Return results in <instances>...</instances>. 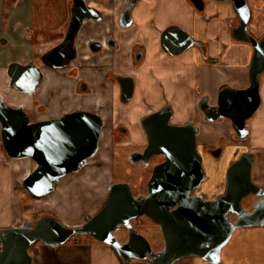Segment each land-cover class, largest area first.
<instances>
[{
  "label": "water",
  "instance_id": "water-1",
  "mask_svg": "<svg viewBox=\"0 0 264 264\" xmlns=\"http://www.w3.org/2000/svg\"><path fill=\"white\" fill-rule=\"evenodd\" d=\"M77 17L73 30L77 32L85 18L93 17V9L85 0H74ZM232 2L238 23L231 27L234 40L249 44L254 49L250 64V87L233 90L224 87L216 106L203 97L198 108L206 120L216 123L230 120L240 140L250 135L247 121L261 105L260 85L264 77V38L256 40L248 31L250 9L246 0H216ZM198 12H204V0H190ZM138 0H132L127 26L132 22V9ZM95 12V11H94ZM75 35L68 36L69 54ZM67 46L68 43L66 42ZM69 48V47H68ZM191 48L203 51L199 42L178 26L164 32L163 51L171 58L179 57ZM52 51L42 57L60 59ZM58 57V58H56ZM207 61L215 62L210 57ZM66 65V64H65ZM64 65V66H65ZM61 65L54 67H64ZM10 88L33 95L43 79L35 63H11L7 70ZM171 111L155 114L148 120L158 124L159 130L149 133V151L165 154L166 161L156 167L149 183V196L134 197L130 184L115 183L110 187V198L105 207L87 223L70 227L53 214H44L34 221L0 231V264H34L30 249L38 242L56 248L75 236H92L112 246L124 264L146 261L147 264H175L191 257L210 264H220L222 250L240 229L264 227V188L253 180L256 157L244 153L231 163L225 180V192L217 200H203L189 195L206 180L202 156L198 151V127L188 122L184 127L169 125ZM23 107H12L0 95L1 139L10 159H31L34 170L21 185L30 196L45 198L56 191L62 179L85 168L99 151L104 130L103 119L91 112L76 111L60 119L29 123ZM220 159L223 148L212 152ZM258 202L248 209L250 199ZM176 207L175 210H173ZM146 216L161 230L164 250L155 253L146 238L132 228L131 221ZM235 220V222H233ZM129 229L130 238L125 244L115 237L119 228Z\"/></svg>",
  "mask_w": 264,
  "mask_h": 264
},
{
  "label": "crops",
  "instance_id": "crops-1",
  "mask_svg": "<svg viewBox=\"0 0 264 264\" xmlns=\"http://www.w3.org/2000/svg\"><path fill=\"white\" fill-rule=\"evenodd\" d=\"M155 1V5L153 3L147 5L146 2L137 9L136 22L141 30L148 33L149 20L156 19L158 23L156 32H162L170 25L178 26L199 42L203 49L200 51L198 48H191L183 56L174 59L168 57L164 51L158 50V58L154 57V51L150 54L151 61H156L159 78L165 85L169 82H174L176 85L170 100L176 110L177 121L194 120L200 128L197 139L199 146L214 148L222 144L224 147L218 164L213 157L206 158L209 176L203 186V192L208 198H212L224 191L230 164L237 161L244 153L255 155L253 180L264 188V77L260 85L261 105L256 114L247 121L250 135L246 139L238 138L230 120L208 122L204 120L205 116L198 108L203 97L210 98V104L216 106L224 87L233 90H246L250 87L249 69L254 49L249 44L234 40L232 37L231 27L234 26L232 21L236 20L238 23L232 2L219 3L216 0H204L205 10L198 12L190 0ZM246 2L250 9L249 34L256 40H262L264 38V0H246ZM57 3L59 2L53 0H20L16 7L10 10L9 28L15 27V23L18 25L20 22L18 15L24 12L25 25L35 31L31 42V48L34 50V47L40 46L38 40L51 38L65 16V14L58 16L49 13L51 8H56ZM26 26L22 34L29 38ZM132 31L137 33L139 30L135 28ZM5 33L1 35V39H6L8 48L21 50L24 44L15 39L10 31ZM137 35L133 36L134 41ZM5 48L0 45V55L5 53ZM16 53L15 51L8 53L10 62L22 60ZM206 57L216 61H207ZM20 102L21 104L15 105H22V100ZM3 150L0 134V231L27 221L28 218L24 212L26 202L20 195V186L32 168L31 162H25L21 166L13 163L16 159L7 157ZM29 197L32 196L29 195ZM35 199L43 200V198ZM250 206L251 204L248 207ZM32 210L35 215L34 206ZM38 210L40 211V208ZM38 210L37 213H39ZM30 254L34 264H124L112 246L99 241L80 245L65 244L56 248L39 243L30 249ZM175 264L210 263L193 257L180 260ZM220 264H264V227L236 231L229 244L222 250Z\"/></svg>",
  "mask_w": 264,
  "mask_h": 264
},
{
  "label": "flooded vegetation",
  "instance_id": "flooded-vegetation-1",
  "mask_svg": "<svg viewBox=\"0 0 264 264\" xmlns=\"http://www.w3.org/2000/svg\"><path fill=\"white\" fill-rule=\"evenodd\" d=\"M85 1L86 5L95 11H93L94 16L85 18L81 22V26L77 32L72 31L74 29V19L77 17V14L74 12L76 3L74 0H65V5L68 7L66 16H64L56 32L52 33L50 39L45 40L43 38L40 40L44 41L41 45L47 46V48L40 56L36 58L33 57L31 61L35 63L43 73V79L37 87L36 92L33 95H29L12 89L13 92H17L20 95L35 96L40 86L50 80V86L56 88H52V91L47 93V100L55 103L57 98L62 97L65 98L64 100L67 99L66 102L68 103L77 102L79 109L66 110L58 117L34 120L28 112L29 110H26L23 105L5 102L12 107H23L29 115L30 124L60 119L63 115L76 111H87L99 115L103 119V122L105 121L104 128L106 125L110 131L111 127L113 142V148L111 149L112 162H114V159L117 161L122 159V161L130 166L127 171L131 173V175H133V172L136 170L141 173L139 181L142 185H140L142 189L140 188L138 196L134 197H146L149 196V183L154 176L156 167L166 161L165 154L149 151L151 144L148 134L160 128L158 124H153V122L148 119L162 112H165L166 116L167 112L171 111L172 114L169 125L184 127L186 123L190 122L192 125L198 127L194 120L177 121V113L170 100L172 90L176 85L174 82H169L165 85L156 71V61H151L150 54L152 51H154L155 58H158L159 52L163 51L162 40L164 32L175 25H170L159 33L155 31L158 27L156 19L149 20L148 33L141 30V27L137 25V9L146 2L147 5H151L152 3L155 5V0H138V3L132 9V22L129 26H127L126 14L132 0ZM19 2L20 0L13 2L12 8L16 7ZM235 23L236 20L232 21L233 25H235ZM135 28L139 30L137 33L132 31ZM26 29L27 35L32 38L34 30L30 29L29 26H26ZM136 34L138 35L134 41L133 36ZM71 35L75 36L71 46L73 54L70 56V45L67 38ZM57 49L58 52L55 53L62 55L60 59H50L45 56L44 62L42 61L44 55L50 54ZM185 53L180 56H183ZM58 65L65 66L54 67ZM60 81L62 83V92H59L60 88H57ZM36 103L38 104V102ZM36 103L33 102L35 107H37ZM84 105L90 106L91 109L86 108ZM205 119L206 117L204 120ZM198 129L200 134V128L198 127ZM119 135L123 139H117ZM137 135H139V139L136 142H132V140L137 139ZM124 138H130L129 143L125 142L126 139ZM114 146L118 147L119 151L115 152ZM221 148L224 150L222 144L214 148L198 145V151L202 156V165L206 172V180H204L200 188L189 195L190 197L200 196L203 200H217L218 196L224 194L226 186L224 191L219 192L212 198H208L202 190L203 186L208 181L206 158L213 157L212 152ZM99 152L100 147L96 156H98ZM106 158L110 173V170L113 171V167L115 166L111 165L110 169V150L107 151ZM215 160V162L219 161V159ZM86 167H88V165ZM85 168L72 174H79L83 172ZM110 187L109 184L105 205L110 198ZM257 202V199L251 198L249 204L245 207L252 209V206ZM250 204L251 206L248 207ZM175 209L176 207L173 210ZM142 219H146L147 222L154 224L157 227L156 230L162 233L160 228L146 216H141L138 219L132 220V228H134L133 222L141 221L142 223ZM233 222H235V220H233ZM141 223L139 224L140 227ZM134 229L136 230V228ZM114 235L122 244L127 243L130 238L129 229L125 226L119 228ZM161 235L160 239L164 243L163 234ZM164 246L165 245H163V247ZM133 264H147V262L139 261L133 262Z\"/></svg>",
  "mask_w": 264,
  "mask_h": 264
},
{
  "label": "rangeland",
  "instance_id": "rangeland-1",
  "mask_svg": "<svg viewBox=\"0 0 264 264\" xmlns=\"http://www.w3.org/2000/svg\"><path fill=\"white\" fill-rule=\"evenodd\" d=\"M16 1L17 0H0V45L5 48L3 43L6 44L5 53L0 55V58L2 59L0 61V95L3 97L4 101L11 102L12 104H21L20 101L22 100V105H25L24 108L26 110L29 109L28 112L31 114L34 120L46 119L49 117H58L66 110L79 109L77 102L68 103L66 102L67 99L64 100L65 98L62 97L57 98L55 100V103L47 100V93L49 91L51 92L52 88H56L50 86V80L46 81L40 86V89L37 91L35 96L20 95L17 92H13L10 88V79L7 75V70L9 65L14 62H10L11 59L9 58L8 53H12L14 51L17 52V56L22 58V60L20 62H15L21 64H28L32 61L33 57L36 58L40 56L47 48V46L41 45L44 41L38 40L40 46H36L34 47V50H32L31 42L33 41V39L30 37L28 38L26 35L24 36V34H22L23 29L26 26L23 21L25 17L23 14L24 12L22 10L21 12L23 13H20L18 15V21H20L18 25H16L15 23V27L9 28L11 19L10 10L12 9L13 2ZM53 1L59 3H57L55 9L51 8L49 13L58 16L65 14L66 16L68 7L65 5V0H61V2L59 0ZM6 31H10V33H13L15 39L20 40L24 44L21 50H17L11 47L10 49L8 48L9 44L6 39H1V35L6 34ZM34 35L35 31L33 33V36ZM57 88H60L59 92H62L61 81L59 82ZM33 102H38V104L36 103L37 107H35ZM85 107L91 109L90 106ZM118 137L119 138L117 139H123L120 135ZM138 139L139 135H137V139L132 140V142H136ZM129 141L130 138L125 140V142L127 143H129ZM112 148L113 142L111 135V127L109 131V128L105 125L100 141V152L98 156H95L89 161L88 167H86L83 172L79 174H72L69 177L67 176L63 178L54 193L43 198V200H38L33 197H29V194H27V192L21 185L20 195L24 198L26 202V207L24 210L26 217L28 218L26 220L32 221L36 217H40L41 215L53 214L62 219L70 227L83 225L87 220L92 219L105 205L107 199V188L109 184L111 186L115 183H128L132 187L133 195L137 197L138 192H140L141 188V183L139 181L141 173L136 170L135 172H133V175H131V173L127 171L130 166L127 165L126 162L122 161V159H119V161L114 159V162H112ZM108 150H110V169L111 165H115L113 167V171L111 170V174L109 173V164L106 163ZM114 151H119V148L114 146ZM4 154L6 155L5 151ZM220 160L221 158L219 159V161H217V164L218 162H220ZM25 162H31L32 172L36 167V163L31 159H16V161H13V163H16L20 166L24 165ZM216 169H218V167H216ZM33 206L36 209V213H34L35 215H33L32 213ZM39 208L40 211L38 210ZM37 210L39 213H37ZM140 223L141 221L133 222L134 228H136V230L146 238V240L150 243L155 252H160L161 250H163L164 243L160 239L162 233L156 230L157 227L154 224L147 222L146 219H142L141 227L139 225ZM86 242L98 241L95 240L92 236H75L71 238L66 244L71 245L77 243L78 245H80L85 244ZM39 243L43 244L42 242H38L34 245V247L37 246V244Z\"/></svg>",
  "mask_w": 264,
  "mask_h": 264
},
{
  "label": "trees",
  "instance_id": "trees-1",
  "mask_svg": "<svg viewBox=\"0 0 264 264\" xmlns=\"http://www.w3.org/2000/svg\"><path fill=\"white\" fill-rule=\"evenodd\" d=\"M3 45H4V46H6V44H5V43H3ZM0 132H1V131H0ZM4 151H5V150H4ZM24 201H25V200H24Z\"/></svg>",
  "mask_w": 264,
  "mask_h": 264
}]
</instances>
